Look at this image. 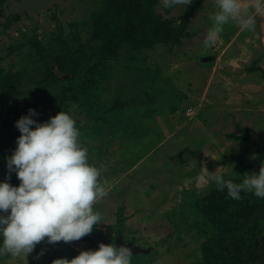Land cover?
<instances>
[{
  "label": "rangeland",
  "instance_id": "374dc122",
  "mask_svg": "<svg viewBox=\"0 0 264 264\" xmlns=\"http://www.w3.org/2000/svg\"><path fill=\"white\" fill-rule=\"evenodd\" d=\"M194 2L199 5L187 22L188 35L182 38L181 45L157 44L143 51L139 55L143 71L139 72L130 69L137 64L127 63L122 54L101 94V102L117 96L136 97L142 95L146 82L155 97L145 106L154 105L158 110L143 140L148 143L156 136L157 142L140 152L141 146L130 150L105 133L113 141L107 154L103 149L108 145L105 140L101 143L89 138L82 142L89 163L100 169L98 179L106 191L94 205L102 215L95 229L102 231L107 240L122 234L125 241L148 250L131 255V264H194L202 242L194 228H189L205 216L189 205L194 198L190 192L207 196L213 188L215 182L210 181L205 168L225 178L235 175L231 166L255 151L253 142L241 137L264 140V79L260 71L249 70L253 66L264 69V13L256 16L251 31H240L235 20L229 21L210 45H205L204 39L217 10L214 0H191L190 4L170 9L163 0H156L153 14L178 26ZM97 8L98 0L2 1L0 66L17 70L29 65L26 50L12 52L10 46L34 39L47 43L61 30L68 32L69 23L91 20ZM13 14H18L19 19L5 27L7 17ZM83 37L86 41L89 34L84 32ZM137 77L143 82L135 80ZM243 128L249 134L241 132ZM189 140H201V144L182 149ZM119 214L124 222L115 230ZM88 235L95 236L92 232ZM89 249L96 250L97 246L83 238L52 243L45 238L25 258L9 254V258L0 257V264H51L53 259L70 260ZM57 250L60 255L53 254Z\"/></svg>",
  "mask_w": 264,
  "mask_h": 264
},
{
  "label": "trees",
  "instance_id": "16d2710c",
  "mask_svg": "<svg viewBox=\"0 0 264 264\" xmlns=\"http://www.w3.org/2000/svg\"><path fill=\"white\" fill-rule=\"evenodd\" d=\"M155 1L98 0V8L92 11L91 20L69 23L68 32L61 30L47 43L34 39L10 46L12 52L15 49L26 50L25 60L29 65L20 66L17 70H6L0 66V181L7 179L13 186L20 183L16 173L9 172L6 164L7 157L17 146L16 138L21 134L15 121L21 115H27L29 108L39 113L33 117L38 122L47 121L60 111L69 113L79 129V140L84 142L90 138L101 143L105 140L108 143L106 149L103 148L105 154L109 143L113 142L108 140V135L104 136L105 133L130 150L141 146L140 152L157 142L156 136L151 137L148 143L143 140L158 110L154 105L145 106L155 97L146 82L142 95L117 96L113 100L100 101L113 77V67L119 64L122 54L126 55L127 63L137 64L130 69L143 71L139 67V55L143 51L157 44L181 45L182 38L188 35L187 22L199 4L192 3L181 16L182 23L172 26L163 22L159 14H153ZM16 19H19L18 14L9 15L5 27ZM84 32L89 34L86 41H83ZM249 70L260 71L264 79V69L253 66ZM135 80L143 82L140 77ZM133 113L136 117L132 116ZM241 132L249 134V130L244 128ZM240 139L252 141L255 151L242 158L238 165L231 166L235 175L226 179L236 183L242 182L247 173H258L264 161V140L253 141L248 135ZM195 143L201 144V140H189L182 149H191ZM194 192H190L194 198L189 205L205 216L189 228H194L202 242L200 256L194 264H264V198L251 191H241L240 199H233L228 196L226 188L219 190L215 184L207 196H198ZM121 210L124 211L123 208ZM123 222L119 214L115 230ZM95 226L92 233L115 244V235L110 237L113 241L107 240ZM81 238L97 246L90 235ZM59 253L57 250L53 254ZM4 257L9 258L10 255L6 253Z\"/></svg>",
  "mask_w": 264,
  "mask_h": 264
},
{
  "label": "clouds",
  "instance_id": "9594fccd",
  "mask_svg": "<svg viewBox=\"0 0 264 264\" xmlns=\"http://www.w3.org/2000/svg\"><path fill=\"white\" fill-rule=\"evenodd\" d=\"M214 2L217 10L211 17L205 45L213 44L231 20L237 22L240 31L253 30L256 16L264 13V0H244L243 10L242 0ZM181 3L190 4L191 0H163L165 7ZM38 115L29 108L27 115L15 121L21 134L7 157L6 167L16 173L20 183L13 186L7 179L0 181V256L7 253L25 258L45 238L49 243L77 240L102 221L101 212L94 205L106 191L98 179L100 169L89 163L75 120L65 111L44 122L33 119ZM205 169L217 188H226L233 199H240L241 191L264 198V161L258 173H247L240 183ZM196 179L199 182L201 177ZM121 236L125 243H132ZM108 243H100L96 250H82L70 260L53 259L51 264H131L128 247Z\"/></svg>",
  "mask_w": 264,
  "mask_h": 264
},
{
  "label": "water",
  "instance_id": "95a60500",
  "mask_svg": "<svg viewBox=\"0 0 264 264\" xmlns=\"http://www.w3.org/2000/svg\"><path fill=\"white\" fill-rule=\"evenodd\" d=\"M93 239L95 241V243L97 244V246L100 244V243H104V244H109L108 242H106L105 240H103L101 237H98V236H93ZM115 244L119 247L121 245L123 246H126L130 249L131 251V255L133 254H137V253H147L148 250H145L143 248H141L140 246L138 245H134L133 243H125L121 234H119L115 240Z\"/></svg>",
  "mask_w": 264,
  "mask_h": 264
}]
</instances>
